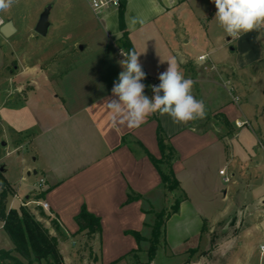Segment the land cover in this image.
Masks as SVG:
<instances>
[{"label":"crops","instance_id":"1","mask_svg":"<svg viewBox=\"0 0 264 264\" xmlns=\"http://www.w3.org/2000/svg\"><path fill=\"white\" fill-rule=\"evenodd\" d=\"M44 3L53 5L52 0ZM121 8L127 39L140 55L146 73L142 81L145 95L152 97L150 86L160 83L158 76L168 67L166 61L175 59L185 78L195 82L192 94L203 100V119L212 121L211 126L199 128L198 122L203 119L177 125L169 116L158 113L136 129L113 126L105 100L123 70L119 63L124 59L120 51L126 52L119 47L123 36ZM70 10L79 20L72 3ZM216 11L211 0H122L118 9L95 15L101 27H95L99 36L91 41L72 38L75 32H68L65 37L72 38V43L59 41L46 60L38 58L34 66H22L19 59L13 60L17 70L12 76L23 80L17 93L7 95L6 102L0 96V111L8 101L18 98L16 102L22 104L26 119L4 121L0 113V130L3 132L5 126L11 130L10 135L1 136L5 145H16L6 154L16 151L20 156L23 172L19 186L28 185L26 174L34 173L39 175L38 181L44 180L41 189L29 191L24 199L43 193L40 200L48 203L46 211L55 216L73 242L85 237L75 234L79 229L75 216L82 206L98 216L101 264H110L137 249L138 242L130 231L148 238L154 212L171 204L174 194L166 193L152 161L162 155L158 127L176 151L172 169L186 195L165 222L166 247L174 254L195 249L201 245L206 226L238 213L208 218L209 207L219 193L223 199L227 195V190L221 189L224 176L219 172L224 162L232 164L236 174L243 163L251 162V178L244 187L254 194L256 202L249 206L244 203L241 209L254 208L250 212H255L264 235V95L261 99L252 92L260 80L264 94V66L260 65L264 61V40H258L260 30L238 39L228 37L214 19ZM52 28L50 20L46 36ZM69 28L83 30L89 25L76 21ZM201 55L206 56L199 59ZM49 60L53 62L40 66ZM24 85L29 88L24 90ZM220 120L227 125L225 132L218 125ZM237 121L245 124L237 126ZM231 138L247 156L240 166L235 148L228 142ZM29 149L33 164L25 165V151ZM2 166L6 178L7 166ZM8 182L17 196L18 189ZM130 193L138 199L128 201ZM22 199L17 196L18 204L10 208L20 206ZM253 230L260 236L259 229Z\"/></svg>","mask_w":264,"mask_h":264},{"label":"rangeland","instance_id":"2","mask_svg":"<svg viewBox=\"0 0 264 264\" xmlns=\"http://www.w3.org/2000/svg\"><path fill=\"white\" fill-rule=\"evenodd\" d=\"M44 2L45 0H16V3L7 12H0L2 23L3 21L4 23L9 21L12 23L13 27L17 28V31L9 36L0 34V96L4 102L7 101V95L12 92L17 93V88L19 89L21 87L20 83H22L23 80L22 77L12 76L15 70H17L15 67L16 62L13 61L14 59H19L20 62H22V66H34L38 58L46 60L48 58L47 54L57 49V43L59 41L61 43H72V38H74V36H78V39L85 37L84 39L91 41L92 37L99 36L96 33L97 28L95 27L98 26L100 28L101 22L94 15L86 0H52L53 5L51 6L50 20H52L53 28L47 36L36 33L34 27L41 12L46 6ZM70 3H72L79 12V20H77L76 17L75 19L72 17ZM62 21L65 23L60 25ZM76 21L89 25V28L83 30L68 29V25L76 23ZM214 31L215 30H211V32ZM260 31L261 34L258 40L262 42L264 40V30ZM68 32L71 34L75 32L76 35L73 34V37L68 39L65 37V34ZM30 34L37 35V37L30 36ZM229 53L232 52L230 51ZM51 62L53 61L49 60L42 62L40 66L44 67L47 64H51ZM260 65L264 66V61L260 62ZM262 75L264 76V71H262ZM229 76L231 75L229 74ZM22 88L27 90L29 86L24 85ZM261 88L262 84L259 80V82L254 84L252 92L255 97L260 96L262 99L264 94ZM17 99L8 101L6 106L4 105V107L1 108L0 113L4 121H14V118H17L19 121H24V119H26L24 108L20 107L22 104L16 102ZM211 123L212 121H209V119H203L198 122V127L207 128L211 126ZM252 123L254 122L252 121ZM218 125L222 132L226 131L227 125L221 120L218 121ZM243 129H247V127ZM10 132L11 130L7 126H5L3 132L0 130V166L6 164L7 171L5 176L15 189H18L17 196L21 199L23 198L24 204L20 206L27 207L35 215L36 219L47 228L49 234L56 238L57 247L62 255L63 264H101L96 237L85 236L83 240L79 239L73 242L65 235L55 216L47 212L40 205V199L37 198L38 194L35 193L30 200L24 199L29 191L38 189L39 175L31 173L28 176L26 174L28 185L22 183L19 186L21 174L23 172L21 161L18 158L20 156L16 151L9 155L6 154L7 151L14 149L16 145L11 142H9L8 145H2L4 138L1 134L6 133L8 136ZM228 142L230 145L232 144L234 146L233 149L235 148V150L233 153L240 166L242 161H246L247 156L244 151L239 150L236 141H233L232 138ZM33 158V153L30 149L25 151V165H32ZM250 164V161L243 163L240 167L241 172L237 174L232 164H227L225 162L222 164V166H224L222 168L225 171V175L229 176L231 172H234L235 176H231L228 182L222 181L221 189L222 191L227 190L226 198L223 199L222 192L219 193V196L215 198L214 202L209 207L208 218L212 220L213 218H221L222 215L225 216L236 211L238 213L231 214L208 227L206 226L202 232L201 245L196 249L182 254L172 253L169 248L166 247L161 232L165 215L158 218L155 215L156 212H154L150 222V235L143 241L141 250L131 256L125 257L116 264H264V255H261L259 252V244L264 242L263 227L255 212H250L254 208L251 210L249 208L245 211L241 209V205L244 203L249 206L256 202L254 194L244 187L246 182H249L251 178L250 174L252 170ZM14 194L13 190V192L7 196L6 208L8 210L12 208H10V206H16L19 202L17 196H14ZM178 197H180L178 191L175 192L173 196L171 195V204H173L175 198ZM171 204L160 211H165V213H167ZM17 208H19V206ZM260 218L261 217H259V219ZM157 224L159 225L158 241L157 244L154 245L156 247L154 256L151 257L150 249L154 244L151 240V231ZM253 229H259L261 231L259 232L260 236L258 232ZM0 249L11 250L12 254L20 257V255L15 252L14 244L7 231L3 228L1 220ZM0 264H12V262L0 261ZM32 264L47 263L43 260H34Z\"/></svg>","mask_w":264,"mask_h":264},{"label":"clouds","instance_id":"3","mask_svg":"<svg viewBox=\"0 0 264 264\" xmlns=\"http://www.w3.org/2000/svg\"><path fill=\"white\" fill-rule=\"evenodd\" d=\"M217 11L215 20L228 37L238 39L242 34L264 29V0H211ZM16 0H0V12H7ZM119 61L122 71L106 98L105 107L113 126L139 128L153 114L167 115L174 124H188L203 119L206 108L203 100L192 94L195 82L185 78L175 59L159 74L158 85H151L152 97L145 95L146 78L136 51Z\"/></svg>","mask_w":264,"mask_h":264},{"label":"trees","instance_id":"4","mask_svg":"<svg viewBox=\"0 0 264 264\" xmlns=\"http://www.w3.org/2000/svg\"><path fill=\"white\" fill-rule=\"evenodd\" d=\"M119 26L123 30V36L119 42V47L126 49L127 54L132 50V46L127 39L122 8L119 13ZM158 143L162 155L159 159L152 158V161L160 173L163 187L166 193L175 194L177 191L180 193V197L175 198L174 203L171 204L167 213H165V211L155 213L158 218L165 215L161 230L162 236L164 237L167 218L178 210L179 203L182 199L186 198V195L181 190L180 183L172 169L176 151L168 143L160 127H158ZM11 192H13V188L0 171V220L3 222V228L7 231L14 244L15 252L20 255L19 257L12 254L11 250L0 249V261H10L12 264H32L34 260H43L47 264H63L62 255L57 247L56 238L49 234L47 228L36 219L35 215L27 207L19 206V208H11L9 210L6 208V199ZM42 197L43 193L37 196L38 199ZM134 199H138V197L130 193L128 195V201ZM75 220L79 226L75 234L83 233L84 236L96 237L97 242L100 241L101 223L98 216L89 212L85 206H82L80 212L75 216ZM158 230L159 225L157 224L151 231V240L154 242L153 247L150 249L151 257L154 256L156 250L154 245H156L158 241ZM130 233L138 242V248L131 252L135 254L141 250L140 243L146 240V237L138 231H130ZM192 250L194 249H190V251ZM131 253L116 259L110 264H116Z\"/></svg>","mask_w":264,"mask_h":264},{"label":"built area","instance_id":"5","mask_svg":"<svg viewBox=\"0 0 264 264\" xmlns=\"http://www.w3.org/2000/svg\"><path fill=\"white\" fill-rule=\"evenodd\" d=\"M89 7L91 8L92 12L94 13V15L99 16L101 14H103L104 12L107 11H111V10H115L118 9L121 6V2L122 0H86ZM2 25V19L0 18V26ZM122 51V50H121ZM120 51V54H121ZM123 53L126 54V52L122 51ZM206 55H201L199 56V59H204ZM227 85L229 86V82H227ZM232 90V88H231ZM237 99V97H236ZM245 124V121H237L236 125L237 126H242ZM220 174L225 175V171L223 169H221ZM224 181L228 182L230 181V177L225 175L224 176ZM44 185V180L41 179L38 182V188L41 189ZM40 205L45 209L48 210V203L44 200H40ZM24 204V203H22ZM259 250H260V254L264 255V243L260 244L259 246Z\"/></svg>","mask_w":264,"mask_h":264},{"label":"water","instance_id":"6","mask_svg":"<svg viewBox=\"0 0 264 264\" xmlns=\"http://www.w3.org/2000/svg\"><path fill=\"white\" fill-rule=\"evenodd\" d=\"M51 10V4L45 6L41 12L38 21L34 27V31L42 36H45L48 32L50 26L49 14ZM14 27L11 22H5L0 26V32L4 36H9L14 32ZM2 145H5V142L2 141ZM0 171H4V167L0 166Z\"/></svg>","mask_w":264,"mask_h":264}]
</instances>
